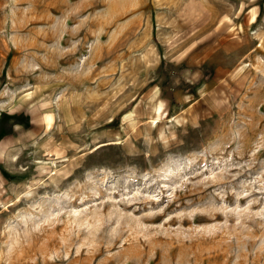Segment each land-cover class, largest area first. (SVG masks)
Instances as JSON below:
<instances>
[{
  "label": "rangeland",
  "instance_id": "374dc122",
  "mask_svg": "<svg viewBox=\"0 0 264 264\" xmlns=\"http://www.w3.org/2000/svg\"><path fill=\"white\" fill-rule=\"evenodd\" d=\"M0 264H264V0H0Z\"/></svg>",
  "mask_w": 264,
  "mask_h": 264
}]
</instances>
